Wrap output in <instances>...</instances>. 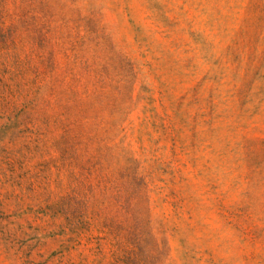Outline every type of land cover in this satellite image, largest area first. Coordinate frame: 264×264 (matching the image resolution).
Returning a JSON list of instances; mask_svg holds the SVG:
<instances>
[{
    "label": "rangeland",
    "instance_id": "rangeland-1",
    "mask_svg": "<svg viewBox=\"0 0 264 264\" xmlns=\"http://www.w3.org/2000/svg\"><path fill=\"white\" fill-rule=\"evenodd\" d=\"M0 264H264V0H0Z\"/></svg>",
    "mask_w": 264,
    "mask_h": 264
}]
</instances>
